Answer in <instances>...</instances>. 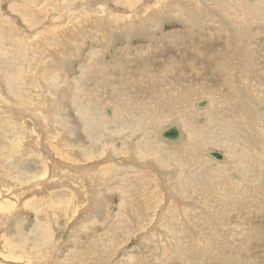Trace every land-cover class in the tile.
<instances>
[{"label":"rangeland","instance_id":"rangeland-1","mask_svg":"<svg viewBox=\"0 0 264 264\" xmlns=\"http://www.w3.org/2000/svg\"><path fill=\"white\" fill-rule=\"evenodd\" d=\"M263 4L0 0V264H264Z\"/></svg>","mask_w":264,"mask_h":264},{"label":"bare ground","instance_id":"bare-ground-1","mask_svg":"<svg viewBox=\"0 0 264 264\" xmlns=\"http://www.w3.org/2000/svg\"><path fill=\"white\" fill-rule=\"evenodd\" d=\"M44 1H45V0H44ZM235 1H236V0H235ZM200 2H201V1H200ZM216 2H217V0H216ZM235 3H236V2H235ZM247 3H248V2H247ZM249 3H250V2H249ZM245 5H246V4H245ZM245 5H244V6H245ZM263 5H264V4H263ZM10 6H11V4H10ZM12 6H13V5H12ZM244 6H243V7H244ZM13 7H14V6H13ZM206 7H207V6H206ZM248 8H249V7H248ZM16 9L19 10L20 8L18 7V8H16ZM232 9H233V8H232ZM244 9H245V8H244ZM17 10H16V11H17ZM233 11H234V10H233ZM247 11H248V10H247ZM261 12H262V11H261ZM232 13H233V12H232ZM24 14H25V13H24ZM26 14H27V13H26ZM181 14H182V13H181ZM251 14H252V13H251ZM251 14H250V15H251ZM256 14H257V12H256ZM19 15H20V13H19ZM28 15H29V14H28ZM28 15H27V16H28ZM212 15H213V14H212ZM231 15H232V14H231ZM240 15H241V13H240ZM260 15H261V13H259V16H260ZM27 16H26V17H27ZM235 16H236V14H235ZM247 16H248V15H245V18H247ZM253 16H254V15H253ZM253 16H252V17H253ZM26 17H25V18H26ZM242 17H243V16H242ZM255 17H257V16L255 15ZM255 17H254V18H255ZM243 18H244V17H243ZM254 18H253V19H254ZM161 19H162V18H161ZM161 19H160V20H161ZM230 19H231V18H230ZM247 19L249 20V18H247ZM247 19H246V20H247ZM255 19H256V18H255ZM255 19H254V20H255ZM261 19H262V17H261ZM14 20H15V19H14ZM223 20H225V19H223ZM242 20H243V19H242ZM254 20L251 19L250 21H254ZM256 20H257V19H256ZM256 20H255V21H256ZM258 20H259V19H258ZM258 20H257V21H258ZM259 21H260V20H259ZM11 22H12V21H11ZM13 22H14V21H13ZM163 22H164V21H162L161 23H163ZM263 22H264V21H261L260 24H261V23L263 24ZM129 23H130V22H129ZM202 23H203V22H202ZM229 23H230V22H229ZM250 23H252V22H250ZM5 24H6V23H5ZM12 24H13V23H12ZM230 24H231V23H230ZM230 24H229V25H230ZM241 24H242V23H241ZM243 24H244V23H243ZM243 24H242L241 26H243ZM245 24H246V23H245ZM248 24H249V23H248ZM252 24H253V23H252ZM28 25H29V24H28ZM160 25H161V24H160ZM213 25H215V23H214ZM239 25H240V24H239ZM257 25H258V24H257ZM26 26H27V25H26ZM162 26H163V25H162ZM221 26H222V25H221ZM223 26H224V25H223ZM230 26H232V24H231ZM236 26H237V27H235V28H238V25H236ZM241 26H240V28H241ZM253 26H254V25H253ZM253 26H251V28L249 27V29H252ZM9 27H11V25H9ZM129 27H132V24H131V26H129ZM232 27H233V26H232ZM255 27H257V26H255ZM258 27H259V26H258ZM258 27H257V28H258ZM260 27H263V28H264V26H260ZM260 27H259V28H260ZM11 28H12V27H11ZM125 28H126V27H125ZM132 28H133V27H132ZM162 28H163V27H162ZM224 28H225V27H224ZM227 28H228V27H227ZM229 28H230V27H229ZM263 28H262V29H263ZM254 29H255V28H254ZM156 30H157V29H156ZM231 30H234V29L231 28ZM256 30H257V29H255V31H256ZM140 31H141V30H140ZM235 31H236V30H235ZM235 31H234V32H235ZM240 31H242V29H241ZM243 31H244V30H243ZM246 31H247V30H246ZM246 31H244V32H246ZM252 31H253V30H252ZM260 31L263 32L264 29H263V30H260ZM126 32H127V31H126ZM213 32H215V31H213ZM218 32H219V31H218ZM225 32H226V31H225ZM120 33H121V32H120ZM221 33H222V32H221ZM227 33H228V32H227ZM227 33H226V34H227ZM231 33H232V31H231ZM248 33H249V32H248ZM248 33H247V34H248ZM250 33H251V30H250ZM255 33H256V32H255ZM57 34H58V33H57ZM226 34H225V35H226ZM237 34H238V33H237ZM260 34H261V33H260ZM11 35H12V34H11ZM21 35H22V34H21ZM105 35H106V34H105ZM121 35H122V34H121ZM143 35H144V33H143ZM233 35H234V34H233ZM59 36H60V35H59ZM124 36H126V35H124ZM231 36H232V35H231ZM16 37H17V36H16ZM60 37H62V36H60ZM81 37L83 38V36H81ZM86 37H87V36H86ZM127 37H128V36H127ZM225 37H226V36H225ZM227 37H229V36L227 35ZM232 37H233V36H232ZM242 37H243V36H242ZM251 37H252V36H251ZM201 38H202V37H201ZM223 38H224V36H223ZM234 38H236V37H234ZM245 38H246V36H245ZM83 39H84V38H83ZM108 39H109V38H108ZM228 39H229V38H228ZM237 39H238V38H237ZM241 39H242V38H241ZM226 40H227V39H226ZM232 40H234V39L232 38ZM248 40H249V39H248ZM250 40L252 41V38H251ZM127 41H128V40H127ZM230 41H231V39H230ZM239 41H240V40H239ZM239 41H238V42H239ZM241 41H242V40H241ZM82 42H83V41H82ZM225 42H226V41L224 40V44H226ZM231 42H232V41H231ZM85 43H86V42H85ZM85 43H83V44H84V46H82L83 48L85 47ZM92 43H93V42H92ZM216 43H217V42H216ZM228 43H229V42H228ZM234 43H235V41H234ZM247 43H248V42H247ZM256 43H257V42H256ZM262 43H263V42H262ZM86 44H87V43H86ZM174 44H175V43H174ZM229 44H230V43H229ZM232 44H233V43H232ZM236 44H238V43H236ZM260 44H261V43H260ZM260 44H259V45H260ZM214 45H215V44H214ZM240 45H241V43H240L238 46H237V45H236V46L239 47ZM245 45H246V44H245ZM254 45H256V44H254ZM80 46H81V45H80ZM90 46H91V45H90ZM114 46H115V45H114ZM176 46H178V45H176ZM207 46H208V45H207ZM209 46H210V45H209ZM220 46H221V45H220ZM228 46H230V45H228ZM232 46H233V45H232ZM241 46H242V45H241ZM241 46H240L239 48H241ZM243 46H244V45H243ZM262 46H263V45H262ZM88 47H89V46H88ZM110 47H111V46H110ZM110 47H108V48H110ZM221 47H222V46H221ZM246 47H250V46H246ZM85 48H86V47H85ZM90 48H92V47H90ZM214 48H215V47H214ZM217 48H218V50H219L218 44H217ZM230 48H231V47H230ZM259 48H261V47H259ZM225 49H226V48H225ZM251 49H252V48H251ZM85 50H88V48L85 49ZM92 50H93V49H92ZM165 50H166V49H165ZM184 50H185V49H184ZM197 50H198V49H197ZM216 50H217V49H216ZM221 50H223V49L221 48ZM240 50H241V49H240ZM244 50L246 51V49H243V51H244ZM81 51H82V50H81ZM93 51H94V50H93ZM245 51H244V52H245ZM182 52H183V51H182ZM217 52L220 53V51H217ZM227 52H228V51H227ZM230 52H231V51H230ZM241 52H242V51H241ZM244 52H243V53H244ZM248 52L250 53V51H248ZM86 53H87V52H86ZM191 53H192V52H191ZM212 53L214 54V53H216V52H213V51H212ZM184 54H185V53H184ZM213 54H211V55H213ZM222 54H223V53H222ZM226 54H228V53H226ZM246 54H248L247 51H246ZM81 55H82V54H81ZM228 55H229V54H228ZM243 55H245V54H242V56H243ZM248 55H250V54H248ZM229 56H230V55H229ZM229 56H228V58H229ZM252 56H253V55H252ZM214 57H215V54H214ZM224 57H225V56H224ZM80 58L83 59V57H80ZM93 58H94V57H93ZM225 58H226V57H225ZM230 58H231V57H230ZM214 60H215V59H214ZM224 60H225V59H224ZM228 60H229V59H228ZM236 60H237V59H236ZM240 60H241V59H240ZM86 61H87V60H86ZM173 61H174V60H173ZM244 61H245V60H244ZM252 61H253V60H252ZM82 62H83V61H82ZM235 62H236V61H235ZM240 62H241V61H237L236 63L238 64V63H240ZM246 62H247V61H246ZM228 63H229V62H228ZM244 63H245V62H243V64H244ZM247 63H248V62H247ZM256 63H257V62H256ZM256 63H255V64H256ZM170 64H171V63H170ZM237 64H235V65H237ZM251 64H252V63H250V65H251ZM257 64H258V63H257ZM257 64H256V65H257ZM32 65H33V64H32ZM89 65H90V64H89ZM183 65H184V64H183ZM185 65H186V64H185ZM210 65H211V64H210ZM229 65H230V63H229ZM245 65H246V63H245ZM245 65H244L243 67H245ZM252 65H253V64H252ZM252 65H251V67H252ZM256 65H255V67H256ZM259 65H260V64H259ZM231 66H232V65H231ZM238 66H239V65H238ZM261 66H262V65H261ZM89 67H90V66H89ZM222 67H224V66H222ZM226 67L228 68V66H226ZM248 67H249V66H248ZM30 68H31V67H30ZM229 68H230V69H229V71H230V70H231V67H229ZM263 68H264V67H263ZM263 68H262V69H263ZM191 69H192V67H191ZM193 69H194V68H193ZM215 69H217V68H215ZM232 69H233V68H232ZM240 69H243V68H240ZM249 69H250V68H249ZM252 69H253V68H252ZM256 69H257V68H256ZM256 69H255V71H256ZM89 70H90V69L88 68V71H89ZM212 70H213V69H212ZM223 70L225 71V69H223ZM238 70H239V69H238ZM189 71H190V70H189ZM219 71H220V70H219ZM229 71H228V69H227V72H229ZM231 71H232V70H231ZM231 71H230V75L232 74ZM240 71H241V70H240ZM247 71H248V70H247ZM247 71H243V72H247ZM253 71H254V69H253ZM253 71H252V73H253ZM257 71H258V69H257ZM77 72H78V71H77ZM135 72H136V71H135ZM233 72H234V71H233ZM235 72H237V70H236ZM241 72H242V71H241ZM241 72H240L239 74H241ZM83 73H84V72H83ZM83 73L81 72L80 74L83 75ZM86 73H88V72H86ZM202 73H203V72H202ZM248 73H249V72H248ZM248 73H247V76L249 75ZM256 73H257V72H256ZM221 74H222V73H221ZM223 74H224V72H223ZM237 74H238V73H237ZM242 74H243V73H242ZM244 74H245V73H244ZM227 75H229V74H227ZM227 75H226V76H227ZM84 76H85V74H84ZM102 76H103V75H102ZM236 76H237V75H236ZM247 76H245V77H247ZM156 77H158V76H156ZM228 77H229V76H228ZM230 77H231V76H230ZM239 77H240V75H239ZM243 77H244V75H243ZM257 77H259V76H257ZM257 77H256V78H257ZM28 78H29V77H28ZM31 78H32V77H31ZM102 78H103V77H102ZM160 78H161V77H160ZM195 78H196V77H195ZM225 78H226V77H225ZM251 78H252V76H251ZM254 78H255V77H254ZM243 79H244V78H243ZM248 79H250L249 76H248ZM248 79H247V80H248ZM26 80H27V79H26ZM28 80H29V79H28ZM30 80H31V79H30ZM100 80H101V79H100ZM229 80H232V79H229ZM234 80H235V79H234ZM247 80H246V81H247ZM251 80H254V79H251ZM251 80H250V81H251ZM237 81H239V79H238ZM250 81L248 82L249 84H250ZM255 81H256V80H255ZM102 82H103V81H102ZM233 82H234V81H233ZM241 82H242V81H241ZM241 82H240V83H241ZM263 82H264V81H263ZM28 83H29V82H28ZM244 83H245V82H244ZM244 83H243V84H244ZM251 83H252V81H251ZM258 83H259V82H258ZM234 84H235V83H234ZM245 84H246V83H245ZM261 84H262V83H261ZM206 85H207V83H206ZM228 85H229V83H228ZM228 85H227V86H228ZM232 85H233V84H232ZM229 86H230V85H229ZM250 86H251V88H252V85H250ZM258 86H259V85H258ZM230 87H231V86H230ZM234 87H235V86H234ZM253 87H254V85H253ZM232 89H234V88H231V90H232ZM188 90H189V89H188ZM229 90H230V89H229ZM244 90H245V89H244ZM261 90H262V89H261ZM76 91H77V90H76ZM227 91H228V90H227ZM235 91H236V88H235ZM237 91H238V90H237ZM239 91H240V90H239ZM239 91H238V92H239ZM242 91H243V90H242ZM224 92H225V91H224ZM238 92H235V93H238ZM246 92H247V90H246ZM241 93H242V92H241ZM12 94H13V93H12ZM233 94H234V92H233ZM244 94H246V93L244 92ZM13 95H14V94H13ZM217 95H218V94H217ZM234 95H235V94H234ZM242 95H243V94H242ZM224 96H225V95H224ZM248 96L250 97V95H248ZM202 97H203V96H202ZM211 97H212V96H211ZM238 97H239V96H238V94H237V98H238ZM246 97H247V96H246ZM249 97H248V99H249ZM126 99H127V98H126ZM245 100H246V99H245ZM251 100H252V99H251ZM255 100H256V99H255ZM198 101H200V100H198ZM224 101H225V100H224ZM259 101H260V100H259ZM261 101H262V100H261ZM240 102H241V101H240ZM253 102H255V101H253ZM172 103H173V102H172ZM227 103H228V102H227ZM243 103H245V101H244ZM247 103H249V102H247ZM256 103L258 104L259 102H256ZM35 104H36V103H35ZM216 104H217V103H216ZM259 104H260V103H259ZM33 105H34V104H33ZM241 105H242V102H241ZM245 105H246V104H245ZM262 105H264V103H263ZM38 107H39V105H38ZM251 107H252V106H251ZM10 108H11V107H10ZM34 108H35V105H34ZM75 108H76V107H75ZM248 108H249V107H248ZM7 109H8V108H7ZM7 109H6V110H7ZM19 109H20V108H19ZM204 109H205V108H204ZM201 110H202V108H201ZM257 110H258V109H257ZM2 111H3V110H2ZM10 111H11V109H10ZM237 111H238V110H237ZM8 112H9V110H8ZM234 112H236V111H234ZM245 112H246V111H245ZM247 112H249V111H247ZM251 112H253V111L251 110ZM23 113H24V112H23ZM262 113H264V112H262ZM5 114H6V113H5ZM7 114H8V113H7ZM87 114H88V113H87ZM239 114H241V113H239ZM247 114H248V113H247ZM250 114H253V113H250ZM9 115H10V114H9ZM9 115H8V116H9ZM37 115H38V114H37ZM47 115H48V114H47ZM176 115H177V114H176ZM241 115H243V112H242ZM241 115H240V117L243 118V116H241ZM17 116H19V115H17ZM22 116H23V115H22ZM91 116H92V115H91ZM237 116H238V115H237ZM244 116H246V115H244ZM4 117H5V116H4ZM4 117H2V115H1V118H4ZM39 117H40V116H38L37 118H39ZM47 117H48V116H47ZM47 117H46V118H47ZM246 117H247V116H246ZM253 117H254V116H253ZM253 117H252V118H253ZM6 118H7V117H6ZM15 118H16V117H15ZM21 118H22V117H21ZM28 118H29V117H28ZM30 118H31V117H30ZM78 118H79V116H78ZM214 118H215V117H214ZM221 118H222V117H221ZM250 118H251V117H250ZM7 119H8V118H7ZM43 119H44V118H43ZM49 119H51V118L48 117V118L45 120V122H46L47 120H49ZM75 119H76V116H75ZM90 119H91V118H89L86 114H83V115H82V120L88 121V120H90ZM230 119H231V118H230ZM237 119H238V118H237ZM247 119H248V118H247ZM247 119H245V121H246ZM3 120H4V119H3ZM37 120H38V119H37ZM78 120H80V119H78ZM174 120H175V119H174ZM260 120H261V119H260ZM4 121H5V120H4ZM26 121H27V120H26ZM92 121H93V120H92ZM249 121H250V119H249ZM1 122H2V120H1ZM5 122H6V121H5ZM80 122H81V121H80ZM94 122H95V121H94ZM97 122H98V121H97ZM175 122H176V121H175ZM235 122H236V121H235ZM237 122H239V121H237ZM250 122H251V121H250ZM12 123H13V122H12ZM14 123H15V122H14ZM42 123H43V122H42ZM48 123H50V122L47 121V124H48ZM76 123H77V122H76ZM89 123H90V122H89ZM89 123H88V124H89ZM220 123H222V122H220ZM231 123L234 124V122H231ZM239 123H240V122H239ZM248 123H249V122H248ZM10 124H11V122H10ZM15 124H16V123H15ZM37 124H38V123H37ZM86 124H87V123H86ZM174 124H175V123H174ZM176 124H177V123H176ZM224 124H225V123H224ZM227 124H228V123H227ZM240 124H241V123H240ZM246 124H247V123H246ZM1 125H2V124H1ZM4 125H5V124H4ZM30 125H31V124H30ZM44 125H45V124H44ZM51 125H52V124H51ZM90 125H91V124H90ZM172 125H173V123H172ZM172 125H171V126H172ZM52 126H53V125H52ZM87 126H88V125H87ZM87 126H86V127H87ZM176 126H177V125H176ZM241 126H242V124H241ZM244 126H245V125H244ZM11 127H12V125H11ZM16 127H17V126H16ZM35 127H36V126H35ZM49 127H50V125H49ZM88 127H89V126H88ZM235 127H236V125H235ZM4 128H5V127H4ZM12 128L14 129L15 127H12ZM40 128H41V127H40ZM43 128H44V127H43ZM222 128H223V127H222ZM44 129H45V128H44ZM47 129H48V128H47ZM84 129H86V128H84ZM92 129H93V128H92ZM179 129H180V131H181V128H179ZM213 129H214V128H213ZM5 130H6V129H5ZM7 130H8V129H7ZM26 130H27V129H26ZM38 130H39V129H38ZM42 130H43V129H42ZM45 130H46V129H45ZM220 130H221V128H220ZM239 130H240V129H239ZM246 130H247V129H246ZM0 131H1V130H0ZM11 131H12V129H11ZM11 131H10V133H11ZM13 131L16 132V130H13ZM49 131H50V130H49ZM236 131H237V129H236ZM21 132H22V130H21ZM23 132H24V131H23ZM25 132H26V131H25ZM41 132H42V131H41ZM92 132H93V131H92ZM92 132H91V133H92ZM221 132H222V131H221ZM18 133H20V132L18 131ZM30 133H31V132H29L28 134H30ZM86 133H87V132H86ZM180 133H181V132H180ZM5 134H6V133H5ZM15 134H17V133H15ZM26 134H27V133H26ZM92 134H93V133H92ZM0 135H1V134H0ZM7 135H8V134H7ZM40 135H41V134H40ZM85 135H86V134H85ZM89 135H91V134H89ZM184 135H185V134H184ZM1 136L3 137V132H2V135H1ZM13 136H14V135H13ZM28 136L31 137V135H28ZM44 136H46V135H44ZM44 136H43V139H44ZM182 136H183V135H182ZM182 136H181V137H182ZM186 136H187V135H186ZM197 136H198V135H197ZM4 137L7 138V136H4ZM14 137H16V136H14ZM47 137H48V136H47ZM84 137H85V136H84ZM232 137H233V136H232ZM11 138H12V137H11ZM17 138L21 139L20 136H18ZM23 138H24V137H23ZM28 138H29V137H28ZM88 138H89V137H88ZM137 138H138V137H137ZM0 139H2V138H0ZM15 139H16V138H15ZM24 139H25V138H24ZM24 139H23V140H24ZM26 139H27V138H26ZM26 139H25V141H26ZM36 139H37V138H36ZM36 139H35V140H36ZM45 139H48V138H45ZM45 139H44V140H45ZM50 139H51V138H50ZM56 139H57V138H56ZM91 139H92V138H91ZM94 139H95V138H94ZM2 140H3V139H2ZM16 140H18V139H16ZM23 140H21L20 142L22 143ZM30 140H32V139H30ZM33 140H34V139H33ZM178 140H179V139H178ZM217 140H218V139H217ZM227 140H228V139H227ZM237 140H238V139H237ZM237 140H236V143H237ZM12 141H13V138H12ZM28 141H29V139H28ZM28 141H27V142H28ZM39 141H40V140H39ZM46 141H47V140H46ZM196 141H197V140H196ZM222 141H223V140H222ZM222 141H221V142H222ZM238 141H239V140H238ZM17 142H19V140H18ZM29 142H30V141H29ZM29 142H28V143H29ZM50 142H51V140H50ZM166 142H167V141H166ZM172 142H173V141H172ZM181 142H182V141H181ZM227 142H228V141H227ZM21 143H20V144H21ZM23 143H24V142H23ZM30 143H31V142H30ZM32 143H33V142H32ZM47 143H48V142H47ZM230 143H231V142H230ZM230 143H229V144H230ZM33 144H35V143H33ZM37 144H39V143H37ZM53 144H54V143H53ZM91 144H92V143H91ZM6 145H7V144H6ZM10 145H11V144H10ZM40 145H41V144H40ZM45 145H46V144H45ZM89 145H90V144H89ZM234 145H235V144H234ZM27 146H28V144H27ZM43 146H44V145H43ZM128 146H129V145H128ZM222 146H223V145H222ZM224 146H225V145H224ZM224 146H223V147H224ZM24 147H25V146H24ZM229 147H230V146H229ZM233 147H235V146H233ZM8 148H9V147H8ZM21 148H22V146H21ZM29 148H30V147H29ZM31 148H32V147H31ZM31 148H30V149H31ZM46 148H48V147H46ZM46 148H44V149H46ZM182 148H183V147H182ZM26 149H27V148H26ZM32 149H33V148H32ZM236 149H237V147H236ZM10 150H11V149H10ZM12 150H13V149H12ZM87 150H88V149H87ZM132 150H134V149H132ZM132 150H131V151H132ZM178 150H179V149H178ZM209 150H210V149H209ZM227 150H228V149H227ZM229 150H230V149H229ZM245 150H246V149H245ZM18 151H19V150H18ZM18 151H17V152H18ZM24 151H25V150H24ZM34 151H35V150H34ZM38 151H39V150H38ZM5 152H6V151H5ZM20 152H21V151H19V153H20ZM30 152H31V151H30ZM110 152H111V151H110ZM133 152H134V151H133ZM145 152H146V151H145ZM32 153H33V152H32ZM32 153H30V154H32ZM35 153H36V152H35ZM182 153H183V152H182ZM256 153H257V152H256ZM262 153H264V152H262ZM42 154H43V152H42ZM116 154H117V153H116ZM128 154H129V153H128ZM130 154H131V152H130ZM130 154H129V155H130ZM126 155H127V154H126ZM167 155H168V153H167ZM23 156H24V155H23ZM23 156H22V157H23ZM38 156H39V155H38ZM38 156H37V157H38ZM49 156H50V155H49ZM56 156H57V155H56ZM56 156H55V157H56ZM32 157H33V156H32ZM47 157H48V156H47ZM136 157H138V156H136ZM136 157L134 156L133 158L135 159ZM202 157H203V156H202ZM39 158H41V157H39ZM100 158H101V157H100ZM210 158H211V157H210ZM228 158H229V157H228ZM6 159H7V158H6ZM26 159H27V158H26ZM42 159H43V158H42ZM125 159H126V158H125ZM169 159H170V158H169ZM224 159H225V158H224ZM226 159H227V158H226ZM48 160H49V158H48ZM90 160H91V159H90ZM135 160H136V159H135ZM30 161H31V160H30ZM37 161H38V159H37ZM40 161H41V160H40ZM133 161H134V160H133ZM133 161H132V162H133ZM31 162H35V163H36V161H33V159H32ZM42 162H43V160H42ZM52 162H53V161H52ZM166 162H167V161H166ZM213 162H214V161H213ZM138 163H139V162H138ZM214 163H215V162H214ZM216 163H217V162H216ZM221 163H223V161H222ZM233 163H234V162H233ZM244 163H245V162H244ZM29 164H30V163H29ZM249 164H250V163H249ZM37 165H38V164H37ZM52 165H53V164H52ZM224 165H226V164H224ZM234 165H235V164H234ZM28 166H29V165H28ZM47 166H48V165H47ZM49 166H50V165H49ZM60 166H61V165H60ZM101 166H102V165H101ZM228 166H229V165H228ZM230 166H231V165H230ZM39 167H40V166H39ZM225 167H226V166H225ZM247 167H248V166H247ZM50 168H51V167H50ZM61 168H62V167H61ZM226 168H227V167H226ZM228 168H229V167H228ZM2 169H3V168H2ZM34 169H35V168H34ZM66 169H67V168H66ZM174 169H175V168H173V170H174ZM234 169H235V168H234ZM41 170H42V169H41ZM53 170H54V168H53ZM55 170H56V169H55ZM235 170H236V169H235ZM49 171H50V170H49ZM166 171H167V170H166ZM233 171H234V170H233ZM60 172H62V171L60 170ZM175 172H176V171H175ZM21 173H22V172H21ZM28 173H29V172H28ZM238 173H239V172H238ZM18 174H19V173H18ZM52 174H53V173H52ZM232 174H233V173H232ZM234 174H235V173H234ZM236 174H237V173H236ZM54 175H55V174H54ZM69 175H70V174H68V176H69ZM229 175H230V174H229ZM164 176H165V175H164ZM173 176H174V175H173ZM230 176H231V175H230ZM232 176H233V175H232ZM49 177H50V176H49ZM49 177H48V178H49ZM54 177H55V176H53V178H54ZM29 178H30V177H29ZM20 179H22V178H20ZM31 179H32V178H31ZM240 179H241V178H240ZM44 180H45V179H44ZM48 180H49V179H48ZM57 180H58V179H57ZM67 180H68V179H67ZM9 181H10V180H9ZM37 181H38V180H37ZM46 181H47V180H46ZM70 181H71V180H70ZM57 183H58V182H57ZM17 184H18V183H17ZM48 184H49V186H50V182H49ZM51 184H54V183H51ZM223 184H224V183H223ZM254 184H255V183H254ZM29 185H30V184H29ZM36 185H37V184H36ZM57 186H59V185H57ZM57 186H56V187H57ZM71 186H72V185H71ZM52 187H53V186H52ZM73 187H74V186H73ZM47 188H48V187H47ZM53 188H54V187H53ZM53 188H52V189H53ZM12 189H13V188H12ZM14 189H15V188H14ZM52 189H51V190H52ZM59 189H61V188H59ZM63 189H64V187H63ZM257 189H258V188H257ZM49 190H50V189H49ZM55 190H56V189H55ZM61 190H62V189H61ZM14 191H15V190H14ZM233 191H235V190H233ZM30 192H31V191H30ZM49 192H50V191H49ZM64 192H65V191H64ZM253 192H254V191H253ZM27 193H28V192H27ZM43 193H44V192H43ZM254 193H255V192H254ZM30 194H31V193H30ZM30 194H29V195H30ZM37 194H38V193H37ZM37 194H36V195H37ZM41 194H42V193H41ZM57 194H58V193H57ZM33 195H34V194H33ZM38 195H39V194H38ZM51 195H54V194H51ZM95 195H96V194H95ZM105 195H106V194H105ZM173 195H174V194H173ZM224 195H225V194H224ZM228 195H229V194H228ZM43 196H44V195H43ZM236 196H237V195H236ZM36 197H37V196H36ZM52 197H53V196H52ZM54 197H55V196H54ZM93 197H94V196H93ZM97 197H98V196H97ZM171 197H172V196H171ZM27 198H28V197H27ZM37 198H38V197H37ZM56 198H58V197H56ZM95 198H96V197H95ZM95 198H94V199H95ZM23 199H24V198H23ZM34 199H35V196H34ZM34 199H33V200H34ZM30 200H31V199H30ZM261 200H262V199H261ZM261 200H260V201H261ZM15 201H16V200H15ZM20 201H21V200H20ZM20 201H19V202H20ZM22 201H23V200H22ZM27 201H28V200H27ZM27 201H26V202H27ZM40 201H41V200H40ZM53 201H54V199H53ZM53 201H52V203H53ZM263 201H264V199H263ZM19 202H18V203H19ZM32 202H33V201H32ZM38 202H39V201H38ZM21 203H22V202H21ZM23 203H24V202H23ZM33 203H34V202H33ZM227 203H228V202H227ZM229 203H230V202H229ZM16 204H17V203H16ZM25 204H26V203H25ZM31 204H32V203H31ZM36 204H37V203H36ZM48 204H49V203H48ZM48 204H47V206H48ZM64 204H65V203H64ZM65 205H66V204H65ZM65 205H64V206H65ZM19 206H20V205H19ZM31 206H32V205H31ZM49 206H50V204H49ZM16 207H17V206H16ZM27 207H28V206L26 205V208H27ZM29 207H30V206H29ZM34 207H35V206H34ZM45 207H46V206H45ZM14 208H15V207H14ZM32 208H33V207H32ZM38 208H39V206H38ZM48 208H50V207H48ZM189 209H190V208H189ZM258 209H259V208H258ZM41 210H42V209H41ZM193 210H194V209H193ZM198 210H199V209H198ZM35 211H36V210H35ZM38 211H39V210H38ZM42 211H43V210H42ZM257 211H258V210H257ZM31 212H34V211H31ZM39 212H40V211H39ZM48 212H49V211H48ZM192 212H193V211H192ZM207 212H208V211H207ZM258 212H260V211H258ZM261 212H263L262 209H261ZM36 213H37V212H36ZM36 213H35V214H36ZM50 213H51V212H50ZM16 214H17V213H16ZM26 214H27V213H26ZM33 214H34V213H33ZM253 214H254V212H253ZM30 215H31V214H30ZM36 215H38V214H36ZM43 215H44V214H43ZM45 215H46V214H45ZM257 215H258V214H257ZM257 215H256V216H257ZM169 216H170V215H169ZM206 216H207V215H206ZM263 216H264V215H263ZM38 217H39V215H38ZM35 219H36V218H35ZM165 219H166V218H165ZM249 219H250V218H249ZM42 220H43V219H42ZM212 220H213V219H212ZM212 220H211V221H212ZM259 220H260V219H258V221H259ZM244 221H245V220H244ZM261 221H262V220H261ZM159 222H160V221H159ZM212 222H213V221H212ZM245 222H246V221H245ZM255 222H256V221H255ZM37 223H39V222H37ZM217 223H218V222H217ZM246 223H247V222H246ZM38 226H39V225H38ZM144 226H145V225H144ZM174 226H175V225H174ZM231 226H232V225H231ZM233 226H236V225L233 224ZM215 227H216V226H215ZM19 228H20V226H19ZM116 228H117V227H116ZM199 228H200V227H199ZM236 228H237V227H236ZM238 228H239V227H238ZM244 228H245V227H244ZM21 229H22V228H21ZM188 229H190V228H188ZM227 229H228V228H227ZM246 229H247V228H246ZM113 230H114V229H113ZM117 230H118V229H117ZM117 230H116V231H117ZM23 231H24V230H23ZM39 231H40V230H39ZM111 231H112V229H111ZM184 231H185V230H184ZM19 232H21V231H19ZM36 232H37V231H36ZM36 232H35V233H36ZM109 232H110V231H109ZM186 232H187V231H186ZM219 232H220V231H219ZM117 233H118V231H117ZM122 233H123V232H122ZM107 234H108V233H107ZM107 234H106V235H107ZM228 234H229V233H228ZM246 234H247V233H246ZM24 235H25V234H24ZM70 235H71V234H70ZM106 235H105V236H106ZM109 235H110V234H109ZM113 235H114V233H113ZM115 235H116V234H115ZM121 235H122V234H121ZM164 235H165V234H164ZM224 235H225V234H224ZM140 236H141V235H140ZM177 236H178V235H177ZM195 236H196V235H195ZM222 236H223V235H222ZM252 236H253V235H252ZM254 236H255V235H254ZM178 237H179V236H178ZM248 237H249V236H248ZM248 237H247V238H248ZM23 238H24V237H23ZM240 238H241V237H240ZM249 238H250V237H249ZM252 238H253V237H252ZM20 239H22V238H20ZM24 239H25V238H24ZM35 240H36V238H35ZM114 240H115V239H114ZM194 240H195V239H194ZM246 240H247V239H246ZM36 241H37V240H36ZM67 241H68V240H67ZM216 241H217V240H216ZM109 242L111 243L112 241H109ZM109 242H108V243H109ZM54 243H55V242H54ZM144 243H145V242H144ZM216 243H217V242H216ZM247 243H248V242H247ZM59 244H60V243H59ZM156 244H157V242H156ZM197 244H198V243H197ZM202 244H203V243H202ZM231 244H232V243H231ZM36 245H37V244H36ZM36 245H35V248H36ZM146 245H147V244H146ZM195 245H196V244H195ZM246 245H247V244H246ZM6 246H7V245H6ZM200 246H201V245H200ZM202 246H203V245H202ZM217 246H218V245H217ZM257 246H258V245H257ZM31 247H32V246H31ZM119 247H120V246H119ZM119 247H118V248H119ZM200 248H201V247H200ZM251 248H252V247H251ZM120 249H121V248H120ZM50 250H51V249H50ZM118 250H119V249H118ZM148 250H149V249H148ZM258 250H261V249H258ZM10 251H12V250H10ZM17 252H18V251H17ZM167 252H168V251H167ZM204 252H205V251H204ZM207 252H208V251H207ZM249 252H250V251H249ZM23 253H24V252H23ZM25 253H26V252H25ZM168 253H169V252H168ZM257 253H258V252H257ZM7 254H8V253H7ZM26 254H27V253H26ZM34 254H35V253H34ZM36 254H37V253H36ZM36 254H35V255H36ZM109 255H110V254H109ZM19 256H20V255H19ZM56 256H57V255H56ZM111 256H112V255H111ZM20 257H21V256H20ZM27 257H29V255H28ZM53 257H54V256H53ZM4 258H5V257H4ZM21 258H22V257H21ZM31 258H33V257L31 256ZM31 258H30V260H31ZM175 258H176V256H175ZM254 258H255V257H254ZM54 259H55V258H54ZM163 259H164V258H163ZM250 259H252V258H250ZM13 260H15V258H13ZM28 260H29V259H28ZM36 260H37V259H36ZM41 260H43V258H42ZM259 260H260V259H259ZM20 261H21V260H20ZM34 261H35V260H34ZM115 261H116V260H115ZM169 261H170V260H169ZM56 262H57V261H56ZM56 262H54V263H56ZM13 263H14V262H13ZM45 263H46V262H45ZM54 263H53V264H54ZM57 263H58V262H57ZM20 264H21V263H20ZM31 264H32V263H31Z\"/></svg>","mask_w":264,"mask_h":264},{"label":"water","instance_id":"water-1","mask_svg":"<svg viewBox=\"0 0 264 264\" xmlns=\"http://www.w3.org/2000/svg\"><path fill=\"white\" fill-rule=\"evenodd\" d=\"M203 106L199 104V107ZM161 136L168 140H178L180 138V131L176 126H172L161 133ZM208 156L214 160H222V156L219 153H208Z\"/></svg>","mask_w":264,"mask_h":264}]
</instances>
